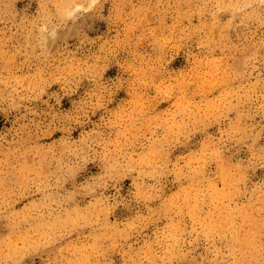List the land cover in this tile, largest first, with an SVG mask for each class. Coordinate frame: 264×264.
Returning a JSON list of instances; mask_svg holds the SVG:
<instances>
[{"label": "rangeland", "instance_id": "374dc122", "mask_svg": "<svg viewBox=\"0 0 264 264\" xmlns=\"http://www.w3.org/2000/svg\"><path fill=\"white\" fill-rule=\"evenodd\" d=\"M0 264H264V0H0Z\"/></svg>", "mask_w": 264, "mask_h": 264}, {"label": "bare ground", "instance_id": "6f19581e", "mask_svg": "<svg viewBox=\"0 0 264 264\" xmlns=\"http://www.w3.org/2000/svg\"><path fill=\"white\" fill-rule=\"evenodd\" d=\"M78 9V8H77Z\"/></svg>", "mask_w": 264, "mask_h": 264}]
</instances>
